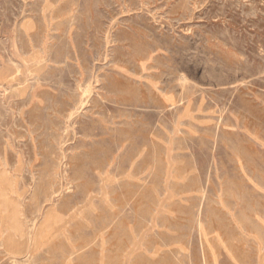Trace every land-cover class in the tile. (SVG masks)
Listing matches in <instances>:
<instances>
[{
    "label": "rangeland",
    "instance_id": "1",
    "mask_svg": "<svg viewBox=\"0 0 264 264\" xmlns=\"http://www.w3.org/2000/svg\"><path fill=\"white\" fill-rule=\"evenodd\" d=\"M0 264H264V0H0Z\"/></svg>",
    "mask_w": 264,
    "mask_h": 264
}]
</instances>
